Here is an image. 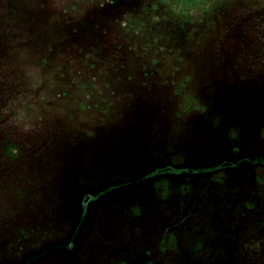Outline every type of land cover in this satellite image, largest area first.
<instances>
[{
  "label": "rangeland",
  "instance_id": "1",
  "mask_svg": "<svg viewBox=\"0 0 264 264\" xmlns=\"http://www.w3.org/2000/svg\"><path fill=\"white\" fill-rule=\"evenodd\" d=\"M91 5V18L84 17ZM65 6L72 25L60 19L26 27L37 34L30 47L59 43L83 17L92 21L90 48L76 67L55 62L43 76L26 68L27 83L69 91L65 81L84 79L82 65L105 52L121 56L132 76L165 81L158 100L165 104L137 119L123 99L105 112L107 103L86 99V109L72 95L57 98L55 111L61 103L73 111L61 125L58 116H46L47 125L60 127L48 129L54 139L42 149L38 170L23 164L18 148L9 160L0 150V264H264V0ZM106 13L109 24L101 19ZM73 34L72 44H87V34ZM94 64L102 78L108 67ZM52 73L63 75L51 84L44 77ZM80 93L86 98L90 91ZM22 102L24 111L11 104L10 134L18 143L44 110L33 96ZM145 131L147 141L136 140ZM224 161L230 164L218 166ZM163 167L170 171L149 174Z\"/></svg>",
  "mask_w": 264,
  "mask_h": 264
},
{
  "label": "trees",
  "instance_id": "2",
  "mask_svg": "<svg viewBox=\"0 0 264 264\" xmlns=\"http://www.w3.org/2000/svg\"><path fill=\"white\" fill-rule=\"evenodd\" d=\"M26 5L29 4L30 6L23 9L24 11H20L15 7V5H18L19 3L9 0V1H3L1 2L0 0V150L3 151V154H6V159H15L13 152L18 148V154H21L20 159H22L23 164H35V170H38L37 164L41 163V159H43V151L42 149L46 146H48L49 142L54 139V137L51 138V134H49L51 131H48L49 128H59V124L66 119L70 114H68L70 111H73L69 104L67 103H61L65 104L62 109H59L58 111H55V106H54V99H63L64 101L68 97V95H72V97L82 100L83 104L82 106L86 109L92 108V103H85L84 100H91L93 101H99V105H103V103H107L105 107V112L114 106L116 104H119L118 101L116 100L115 94H122V99L127 100L129 95L131 93H136L137 95L135 98L131 100H127L126 108L128 106L129 111L131 113L137 116L138 114L135 112L136 107L134 106L133 103H139L140 101L147 99L149 101L148 106L143 108L141 110H144V112H141L140 115L143 114H152L151 112H154L158 106V103H164V101L159 102V97L160 94H164L165 86L164 85L166 82L165 81H160L159 83L154 80H150L151 78H156L154 76L149 77L145 76L148 74L143 75L142 77H135L132 76L131 73L129 74L128 68L125 66V63L121 56L118 55H113L112 58L111 55L108 56L104 52H100V57L98 60L91 61L87 63V61L82 65V68H84L86 71L84 75H79L81 78H86L81 79L80 81L77 82V80L72 79V81L66 80L65 82L72 85V89L68 91L67 88H71V86L65 88V89H52V87H48V85H45L43 83L42 86L39 85L38 88H36L37 84H31L27 83L26 77H24V72L26 71V68H36V71L40 73L39 76H43L49 73V68L50 66L56 62V64L64 65L66 66L65 63L67 62H74L73 66L76 67V65L79 62H83L81 60V51L85 50V48H90V31H91V19L88 18H79V19H73V27L71 28V33H66L64 38L62 40H49L48 45H46L42 49L38 48H32L30 47V42L29 39L37 36L36 32L31 29H26L28 28H36L38 26H52L53 23H55V20H60L64 19L63 14L60 13H55L52 14L51 17L50 15H46L44 9L45 8H40L34 3H31L29 1L24 2ZM112 3V2H111ZM109 5V4H106ZM49 7H53L52 5H48ZM94 5L90 6V10L88 9V12H84V17L88 16L89 18L90 15L92 14V9ZM5 8V9H4ZM98 8L97 11H101ZM103 10V9H102ZM108 12V11H107ZM107 16V17H106ZM106 16H102L107 22L105 24H109V16L108 13H106ZM99 17V16H98ZM70 19L66 18L62 21L63 27H66L69 25V27L72 25L68 21ZM94 21V20H93ZM14 25V27L17 28V30L13 34L11 31H9V27L11 25ZM103 29L105 30L108 28L106 25H102ZM12 28V27H11ZM86 28V29H85ZM23 29H26L25 31ZM12 30V29H11ZM97 34H99L98 29H96ZM82 32L84 35L87 34L88 42L85 45V40L81 42L82 44L75 46L73 43L74 39L71 37H74L75 34ZM94 32V31H93ZM90 34V35H89ZM78 35V34H77ZM71 36V37H70ZM45 37V36H43ZM68 37V38H67ZM43 42H45V39H42ZM42 43V42H41ZM46 44V43H42ZM58 44V45H57ZM61 44V45H60ZM42 50V51H41ZM76 52H79L80 54H77ZM118 56V57H117ZM29 62V64H28ZM60 62V63H59ZM63 63V64H61ZM71 63V64H72ZM28 64V65H27ZM92 64H94V67L97 68L99 65L102 67H108V71L106 72L105 75H103L102 78H100L101 72L98 74L94 73L90 69L92 68ZM59 66V65H58ZM61 67V66H59ZM90 69V70H88ZM44 70V71H43ZM88 70V71H87ZM43 74V75H42ZM57 73H52L51 75L44 77V79L48 80L50 83L53 82L54 80L58 79L59 76L62 77L63 74H60L59 76ZM90 75V76H88ZM96 76V77H94ZM77 77V78H80ZM90 77V78H88ZM94 77V79H93ZM93 80H97L96 82H93ZM145 80V82H144ZM148 82V86L144 85V83ZM90 83L91 86H96V90H93L92 87L90 86L89 88L86 89V84ZM98 83V84H97ZM52 84V83H51ZM97 84V85H95ZM152 84V86H150ZM154 84H157L155 88L153 87ZM102 85V87H101ZM33 86H35L36 91L34 92L36 94L37 100L41 103L40 108L44 109L41 111V114H39V118L36 120V129L33 131L26 132L24 130V138H22L24 141L18 143L17 140L14 139L13 136L10 134V129H11V117L13 115L11 104L12 101L16 102L18 101L22 105V110L24 111L26 109V102H22L23 99H26L29 96H33V98L36 100L35 96L31 94V91L33 89ZM75 88V90H74ZM73 92H72V91ZM84 90L90 91V93L86 94V98H78L80 95H78L80 92L84 94ZM40 91V92H39ZM48 92V93H47ZM72 92V93H71ZM92 93V99L90 97ZM106 93V94H105ZM81 94V93H80ZM105 94V95H104ZM46 95H50L51 98L48 99L46 98ZM93 95H96L93 97ZM55 98H54V97ZM82 96V95H81ZM115 96V98H114ZM110 97V98H108ZM141 98V99H140ZM130 99V98H129ZM50 100V101H49ZM47 101V102H46ZM111 103L108 105V102ZM25 103V104H24ZM101 103V104H100ZM116 103V104H115ZM130 103V104H129ZM98 105V106H99ZM130 105V107H129ZM98 106H95V109H98ZM135 107V108H134ZM49 108V109H48ZM52 111V113H48L46 110ZM133 110V111H132ZM149 111V112H148ZM58 112V113H57ZM161 115L163 114L162 112H159ZM50 115L51 117L53 116H58L60 119H58V125H47L45 122L46 116ZM164 115V114H163ZM155 120V119H154ZM142 122V121H139ZM150 122V121H149ZM157 123H164V119H156ZM38 124V125H37ZM54 124V123H53ZM155 124V123H154ZM39 128V129H38ZM147 132H143L141 136H138L136 140H140V142H146L147 141ZM13 137V138H12ZM28 138V139H27ZM48 139V140H47ZM82 139H90V138H85V136H82ZM94 140V139H93ZM24 143V148H22V144ZM44 144V145H43ZM161 149L166 150V145L164 143H161ZM20 147V148H19ZM26 147L28 150H26ZM21 149V150H20ZM41 150V151H40ZM229 162H222L218 166H226L229 165ZM164 171H170V167H163L160 169H155L151 171L149 174H155V173H161Z\"/></svg>",
  "mask_w": 264,
  "mask_h": 264
},
{
  "label": "crops",
  "instance_id": "3",
  "mask_svg": "<svg viewBox=\"0 0 264 264\" xmlns=\"http://www.w3.org/2000/svg\"><path fill=\"white\" fill-rule=\"evenodd\" d=\"M2 1H4V0H2ZM6 1V0H5ZM7 1H9V0H7ZM16 1H18V3L20 4V3H24V2H26V1H29V2H31V3H34L35 5H37L38 7H40V8H45L44 9V11H45V13H46V15L48 14V15H50V17H51V15L52 14H55V13H60V14H62L64 11H66L67 10V8H66V6H65V3H66V0H16ZM17 3V2H16ZM54 5L53 7H49L48 5ZM57 9V10H56ZM54 10H56L55 12H54ZM57 13V14H58ZM116 96H118V97H116V100H121L122 99V94H115ZM137 94L136 93H131L130 95H129V97L127 98V100L129 101V100H131V99H133V98H135V96H136ZM138 96V95H137ZM114 98H115V96H114ZM130 98V99H129ZM141 99V98H140ZM126 100V101H127ZM125 101V100H124ZM142 101H144V100H142ZM142 101H140L139 103H133L134 104V106L137 108L136 109V113L138 114V115H140L141 114V112H144L145 111V109L144 110H141V109H143L144 107L146 108L148 105H146V104H143V102ZM130 104V103H129ZM143 107V108H139V107ZM134 107V108H135ZM133 111V110H132ZM149 112V111H148ZM165 151V150H164Z\"/></svg>",
  "mask_w": 264,
  "mask_h": 264
}]
</instances>
